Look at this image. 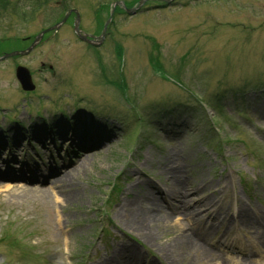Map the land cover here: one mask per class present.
<instances>
[{
	"label": "rangeland",
	"instance_id": "374dc122",
	"mask_svg": "<svg viewBox=\"0 0 264 264\" xmlns=\"http://www.w3.org/2000/svg\"><path fill=\"white\" fill-rule=\"evenodd\" d=\"M115 1L0 0V48L25 46L67 7L78 9L93 33ZM195 1L119 16L113 38L96 52L61 30L28 56L0 62V143L11 144L0 149V264H264V0ZM150 39L162 60L155 74ZM16 65L36 85L28 97L15 81ZM76 100L104 113L114 106L115 118L100 119L110 137L84 147L73 162L61 138L65 160L55 154L60 172L46 177L53 141H32L35 134L24 130L38 126L41 108L55 124ZM124 102L147 107L144 129L136 124L137 106ZM151 105L177 109L152 119ZM13 114L16 123L2 119ZM71 121L72 134L84 128ZM35 149L46 179H33L28 169L5 171L7 164L27 167V157L33 166ZM177 176L204 185L205 194L185 196V209L164 201ZM206 195L221 201L218 221L202 213ZM151 197L167 216L158 224L147 218L159 215Z\"/></svg>",
	"mask_w": 264,
	"mask_h": 264
},
{
	"label": "bare ground",
	"instance_id": "6f19581e",
	"mask_svg": "<svg viewBox=\"0 0 264 264\" xmlns=\"http://www.w3.org/2000/svg\"><path fill=\"white\" fill-rule=\"evenodd\" d=\"M17 172H21V171L18 170ZM167 179H170V178L168 177ZM167 181H169V180H167ZM167 181H164V182H167ZM203 187H204V185L202 184V182L192 184V183L187 182L186 180H183L180 177L178 178V176H177L172 181H170L169 185H167L165 187V190H163V195L165 196L164 201L167 203L170 202L172 207H174L173 202L177 201L180 204V206L174 207V208L175 209H185L187 207V202L185 200V196L187 194H189L191 191L199 192V195L205 194L202 191ZM210 189H211V185L208 186V191ZM143 197L149 198L148 193L144 192ZM151 199L153 200L154 209L159 212V215H147V218L149 221H153L155 224H158L161 221H163L164 219H166L167 216H166V213L161 209L159 201L154 197H151ZM201 201H203L202 202L203 207L209 208L207 210H204L205 216L212 217V214H213L212 218L215 221H218L221 212L216 211V213H217V215H216L214 213V211L211 210V208H213L215 206L214 199H212L206 195L204 197V199H201ZM167 207H170V205H167ZM134 213H135V215H138V212L134 211ZM196 217H197L196 221H199L201 218V216H196Z\"/></svg>",
	"mask_w": 264,
	"mask_h": 264
},
{
	"label": "water",
	"instance_id": "95a60500",
	"mask_svg": "<svg viewBox=\"0 0 264 264\" xmlns=\"http://www.w3.org/2000/svg\"><path fill=\"white\" fill-rule=\"evenodd\" d=\"M16 76L18 80L20 81L22 88L24 90L30 91L33 89V86L31 84V79L29 72L23 68H18L16 71Z\"/></svg>",
	"mask_w": 264,
	"mask_h": 264
}]
</instances>
